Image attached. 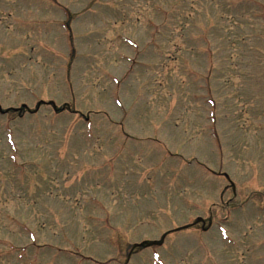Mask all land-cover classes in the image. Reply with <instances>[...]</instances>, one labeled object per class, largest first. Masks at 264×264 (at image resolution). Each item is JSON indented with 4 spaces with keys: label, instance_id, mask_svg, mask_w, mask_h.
<instances>
[{
    "label": "rangeland",
    "instance_id": "rangeland-1",
    "mask_svg": "<svg viewBox=\"0 0 264 264\" xmlns=\"http://www.w3.org/2000/svg\"><path fill=\"white\" fill-rule=\"evenodd\" d=\"M0 264H264V0H0Z\"/></svg>",
    "mask_w": 264,
    "mask_h": 264
},
{
    "label": "trees",
    "instance_id": "trees-1",
    "mask_svg": "<svg viewBox=\"0 0 264 264\" xmlns=\"http://www.w3.org/2000/svg\"><path fill=\"white\" fill-rule=\"evenodd\" d=\"M163 241V240H162ZM162 241H161V243H162ZM151 244H154V243H151ZM155 244H156V242H155ZM148 245L149 244H147V243H143V244H140V245H138V244H135V245H133L132 247V251L130 252V254H129V256L131 255V254H133L134 252H136L137 251V248H146V247H148Z\"/></svg>",
    "mask_w": 264,
    "mask_h": 264
}]
</instances>
